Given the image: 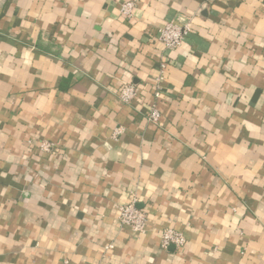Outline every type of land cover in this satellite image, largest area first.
<instances>
[{"label": "crops", "instance_id": "1", "mask_svg": "<svg viewBox=\"0 0 264 264\" xmlns=\"http://www.w3.org/2000/svg\"><path fill=\"white\" fill-rule=\"evenodd\" d=\"M127 1L0 0V264H264V0Z\"/></svg>", "mask_w": 264, "mask_h": 264}, {"label": "built area", "instance_id": "2", "mask_svg": "<svg viewBox=\"0 0 264 264\" xmlns=\"http://www.w3.org/2000/svg\"><path fill=\"white\" fill-rule=\"evenodd\" d=\"M136 3L134 0H129L122 5L121 11L122 14L127 17H132L134 14ZM192 27L190 23H185L183 25L167 22L163 27H161L155 35V39L162 42L167 48L175 49L179 47L185 36L191 31ZM162 70L166 68V63H162ZM163 74L160 75L159 80L163 79ZM162 87L159 83L156 84L154 96L159 98L162 93ZM139 89L136 85L128 83L123 85L117 92L118 97L125 102L131 103L136 96L138 95ZM160 119V112L155 107L150 115V120L154 123H157ZM117 129L115 132L118 133ZM41 149L43 151H51L52 144L48 142L41 143ZM147 215L144 210L137 207L136 198L131 199L129 202H126L120 206L119 222L123 225H129L134 227L136 230L143 229L146 223ZM185 237L182 232L175 229H167L163 232L162 235V244L163 246H169L171 244L180 247L184 245Z\"/></svg>", "mask_w": 264, "mask_h": 264}]
</instances>
